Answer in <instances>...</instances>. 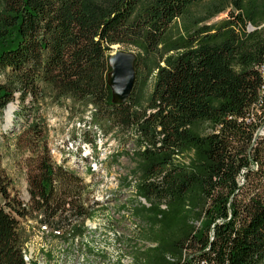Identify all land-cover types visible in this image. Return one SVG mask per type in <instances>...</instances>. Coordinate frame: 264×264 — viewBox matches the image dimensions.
I'll return each instance as SVG.
<instances>
[{
  "label": "trees",
  "instance_id": "16d2710c",
  "mask_svg": "<svg viewBox=\"0 0 264 264\" xmlns=\"http://www.w3.org/2000/svg\"><path fill=\"white\" fill-rule=\"evenodd\" d=\"M204 1L207 14L190 21ZM223 12L228 18L205 23ZM117 44L139 49L123 103L108 83ZM262 63V0H0V110L19 100L13 118L23 130L10 143L31 153L29 203L0 165V264H27L21 219L73 241L76 222L98 205L51 155L36 115L46 99H71L90 107L93 124L133 131L137 195L149 203L133 213L145 241L157 244L136 246L134 264H264V187L239 181L255 176L251 163L264 164V138L255 139Z\"/></svg>",
  "mask_w": 264,
  "mask_h": 264
},
{
  "label": "rangeland",
  "instance_id": "374dc122",
  "mask_svg": "<svg viewBox=\"0 0 264 264\" xmlns=\"http://www.w3.org/2000/svg\"><path fill=\"white\" fill-rule=\"evenodd\" d=\"M209 3L210 1H204L194 5L190 11V21L205 16ZM228 16V12H223L205 23L219 22ZM180 22L183 19L177 20L178 24ZM171 29L172 37H176L179 28L173 24ZM116 50L135 54L139 52L135 46L119 44L113 46L112 52ZM3 80L4 77L0 74V83ZM153 84L154 76L149 79L147 93L152 90ZM15 102L18 108L19 100ZM36 115L46 124V141L53 159L73 169L82 178L90 201H96L94 195L100 194L103 189L111 195L101 201L103 204L97 209L99 212L90 214L96 215L95 226L99 229L95 232L79 229L73 241H65L52 233L44 234L28 219H21L20 229L26 238L23 246L25 261L26 251L30 258L26 261L27 264H134L130 253L136 252V246L145 248L154 243L145 241L139 231L144 222L133 213L134 207L146 201L138 197L136 187L132 186L139 175L134 156L138 141L133 131H110L108 127L93 124L90 107L85 109L71 99L58 103L46 99L37 106ZM255 118L258 124L255 139L261 142V138H264V108L256 109ZM22 125L21 121L16 125L13 118L6 129L5 110H0V165L14 178V189L21 199L29 203L25 164L31 153L20 152L10 143L11 138L23 130ZM251 164V168L257 172L255 176L249 179L243 174L239 177L244 190L253 186L264 187V164ZM200 222L201 220L196 221V224L199 226ZM136 224L139 227H135Z\"/></svg>",
  "mask_w": 264,
  "mask_h": 264
},
{
  "label": "water",
  "instance_id": "95a60500",
  "mask_svg": "<svg viewBox=\"0 0 264 264\" xmlns=\"http://www.w3.org/2000/svg\"><path fill=\"white\" fill-rule=\"evenodd\" d=\"M137 55L131 51L116 50L109 56L112 68L108 83L112 88L114 101L123 103L132 93L136 80Z\"/></svg>",
  "mask_w": 264,
  "mask_h": 264
},
{
  "label": "built area",
  "instance_id": "2783aa9c",
  "mask_svg": "<svg viewBox=\"0 0 264 264\" xmlns=\"http://www.w3.org/2000/svg\"><path fill=\"white\" fill-rule=\"evenodd\" d=\"M256 29V26H254L253 24H251V23H248V25H247V31L248 32H251V31H254ZM259 70H260V72H261V74H262V77H263V80H264V63H262L260 66H259ZM263 91H264V85H263ZM132 186H134V188L136 187V180L134 181V183H133V185ZM118 188V187H117ZM135 193L137 194V189L135 188ZM111 194L110 193H107V191L106 190H102V192L100 193V194H97V195H94V197L96 198V201L98 202V205H97V207H96V210L94 211V212H99L100 210H97L98 208H100L101 207V204H103L101 201H103L104 199H105V197H107V196H110ZM141 200H144V198H142V197H139ZM145 201V200H144ZM143 203V202H142ZM104 204H107V202H104ZM144 204H147V205H149L146 201H145V203ZM162 207L163 208H166V204L164 203L163 205H162ZM96 216V215H95ZM95 216H89V217H87L86 219H85V221L82 223V224H80L79 222H76V223H78L77 225L81 228V230L82 229H87V230H89V231H92V232H95V231H97L98 229H99V227H97V226H95L96 225V223H95V221H97L96 219H95ZM92 220H94V223L92 224ZM140 220V219H139ZM144 222V221H143ZM144 225H145V222H144ZM143 226V225H142ZM135 227H139L138 226V224H136L135 225ZM39 230H41L42 231V233H44V234H47V235H50L51 233H52V231L53 230H51L47 225H43ZM73 231L74 230H70L69 232H68V235H71L72 233H73ZM58 233H62V231H57ZM75 239V238H74ZM157 244L156 243H154V244H151V247H154V246H156ZM24 255H25V258H26V261H29L30 260V258L28 257V255L26 254V251L24 252ZM130 256L132 257L133 256V253L131 254L130 253ZM133 258V260H134V256L132 257ZM123 262V261H122ZM124 263V262H123ZM124 264H127V263H124Z\"/></svg>",
  "mask_w": 264,
  "mask_h": 264
},
{
  "label": "bare ground",
  "instance_id": "6f19581e",
  "mask_svg": "<svg viewBox=\"0 0 264 264\" xmlns=\"http://www.w3.org/2000/svg\"><path fill=\"white\" fill-rule=\"evenodd\" d=\"M15 110H16V105L15 104H10L8 107H7V109H6V111H5V121H6V126H5V128L7 129L9 126H10V124H11V121L13 120V117H14V112H15ZM148 203V202H147ZM144 204V203H143ZM149 204V203H148ZM147 205V204H146ZM96 210V209H95ZM94 210V211H95ZM93 211V212H94ZM53 233V232H52ZM55 234H60V233H58L57 231L56 232H54Z\"/></svg>",
  "mask_w": 264,
  "mask_h": 264
}]
</instances>
